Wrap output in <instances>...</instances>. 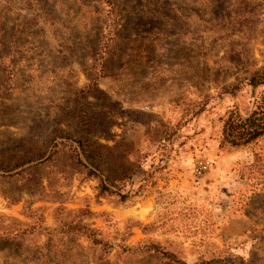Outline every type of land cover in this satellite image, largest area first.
<instances>
[{
    "label": "rangeland",
    "instance_id": "obj_1",
    "mask_svg": "<svg viewBox=\"0 0 264 264\" xmlns=\"http://www.w3.org/2000/svg\"><path fill=\"white\" fill-rule=\"evenodd\" d=\"M260 66L264 0H0V264H264V136L219 148Z\"/></svg>",
    "mask_w": 264,
    "mask_h": 264
},
{
    "label": "trees",
    "instance_id": "obj_2",
    "mask_svg": "<svg viewBox=\"0 0 264 264\" xmlns=\"http://www.w3.org/2000/svg\"><path fill=\"white\" fill-rule=\"evenodd\" d=\"M247 81L252 86H257L260 84H264V66H260L258 68H255L249 76L247 77ZM222 125H221V131L219 136V148H241V146H245L249 143H252L259 138L264 136V101H259L254 106V108L251 110V112L246 116L243 117L240 112L237 111L235 108H229L227 109L225 115L221 117ZM76 145L79 146L81 149V153L84 155L85 158H88L90 152H92V149H90L89 146L85 147L82 140L78 139L76 140ZM94 145V144H91ZM95 146H98L97 144ZM74 149H71L72 152L75 154V158L79 164H82L85 169L87 170V173L89 175H97L96 170H101L98 165H94V160H89V163L93 167H87L83 160L80 159V153L77 151V147H72ZM33 159H29L28 161H25L24 163H13L12 165L8 164L6 172H11L13 169H17L18 167L32 161ZM33 166H28L26 168L20 169L19 172L16 171L14 174H9V176H19L20 173H25L26 171H29V169H32ZM107 176V175H106ZM110 177H106L107 180H109V183L111 185L115 184L118 180L122 181L124 179L119 178V176H115L113 179H109ZM105 179V180H106ZM107 189V186L104 185L103 181H100V190L103 192ZM34 193L29 192V196H33ZM125 198L126 196L123 195L121 198ZM26 208H30L32 201L27 200Z\"/></svg>",
    "mask_w": 264,
    "mask_h": 264
},
{
    "label": "crops",
    "instance_id": "obj_3",
    "mask_svg": "<svg viewBox=\"0 0 264 264\" xmlns=\"http://www.w3.org/2000/svg\"><path fill=\"white\" fill-rule=\"evenodd\" d=\"M214 221L216 222L215 229L221 234V237H223L222 240H217L219 244L224 242L225 239L241 236L246 231V226L249 225L248 217L238 216L237 214L226 216V213L223 211L213 212V223Z\"/></svg>",
    "mask_w": 264,
    "mask_h": 264
},
{
    "label": "built area",
    "instance_id": "obj_4",
    "mask_svg": "<svg viewBox=\"0 0 264 264\" xmlns=\"http://www.w3.org/2000/svg\"><path fill=\"white\" fill-rule=\"evenodd\" d=\"M210 168V161L207 158H202L201 160H197L193 171L194 174L201 177L203 174H205Z\"/></svg>",
    "mask_w": 264,
    "mask_h": 264
}]
</instances>
